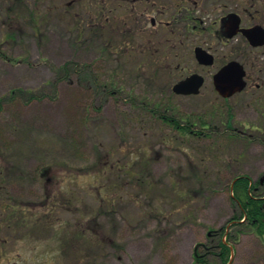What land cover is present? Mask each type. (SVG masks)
Returning <instances> with one entry per match:
<instances>
[{
	"label": "rangeland",
	"instance_id": "1",
	"mask_svg": "<svg viewBox=\"0 0 264 264\" xmlns=\"http://www.w3.org/2000/svg\"><path fill=\"white\" fill-rule=\"evenodd\" d=\"M155 1L143 13L115 0H0V51L11 57H0V194L33 206L9 227L0 199V264H193L208 227L234 214L233 177L264 175V91L225 99L212 80L245 39H212L222 9L210 0L190 4L196 23L174 0ZM197 45L214 47V66L199 64ZM245 55L251 65L264 48ZM67 63L78 70L66 74ZM192 72L206 76L201 92L173 91ZM154 111L191 116L200 134ZM235 246L230 264H264L254 233Z\"/></svg>",
	"mask_w": 264,
	"mask_h": 264
},
{
	"label": "trees",
	"instance_id": "2",
	"mask_svg": "<svg viewBox=\"0 0 264 264\" xmlns=\"http://www.w3.org/2000/svg\"><path fill=\"white\" fill-rule=\"evenodd\" d=\"M188 18L191 17L188 16ZM0 57L6 60L11 59L7 52L3 50L0 51ZM62 67L66 74H69L70 71L78 70V68L72 70L68 63ZM92 81L94 80L92 79ZM16 91L22 92L20 89ZM110 93L114 94L113 91H110ZM35 96L32 95L29 100L36 99L37 97ZM3 99H0V111L3 108ZM154 108L160 109V104H154ZM152 116L162 120L172 130L179 131L183 134L195 133L192 131V126L194 124L193 122L197 120H193L191 116L185 121L176 117L173 111L169 115L154 111ZM203 122L205 123L206 121ZM2 169H0V175L4 176ZM3 181H5L4 178ZM232 191V199L235 205L233 216L221 228L210 229L208 233L209 242L200 244L196 249L194 264H211L212 258L216 259L219 264H227L231 256V243L238 242L240 235L246 232V230H251L264 242V175L257 180H253L247 174H237L233 178ZM0 199L2 201V208L5 214H7V222L5 225L9 227L21 225L27 220L24 208H28V206H21L11 195L3 196L0 194ZM15 214H19L16 217V222L13 221ZM244 218L245 220L243 221Z\"/></svg>",
	"mask_w": 264,
	"mask_h": 264
},
{
	"label": "flooded vegetation",
	"instance_id": "3",
	"mask_svg": "<svg viewBox=\"0 0 264 264\" xmlns=\"http://www.w3.org/2000/svg\"><path fill=\"white\" fill-rule=\"evenodd\" d=\"M29 1V0H28ZM197 0H174L173 1V11L175 13H181V12H189L191 13V3H197ZM105 2V1H104ZM115 2L121 3L120 6H122L120 9L123 11H131V12H148V6L152 2H156L155 0H115ZM210 3L212 5H215L216 8H221L222 12L219 14L218 18L211 21V23L206 27V30L209 31V34L211 35L212 39L216 40L218 43L222 44L223 46H231L233 44V41L235 38L243 37L247 43V49H242L241 47L233 48L231 55H227L230 58H225L221 61L220 65L215 68V70L212 73V79L214 82V74L219 71L224 65L231 61H238L240 62L244 69H245V90L246 88L248 91H258L263 90L264 91V57L263 59H260V57H256V59L253 61V63L250 65L249 59L247 58L246 62V53L249 50H260L264 48V45L255 46L252 44L251 40L242 32L237 31L236 34H234L232 37L230 36V33H232L235 30H238V28H250L254 25H262L263 23L256 22V16H259L260 13H264V0H210ZM153 6H157L156 4H153ZM107 7L105 4H103L102 8L100 10L105 11L107 10ZM116 5L113 7H110V10H118ZM147 10V11H146ZM160 10L158 7L157 9L152 10L154 11ZM255 14H252L254 13ZM252 14V20L250 17H247L246 14ZM240 20V25H236V21ZM247 21V22H246ZM156 20L152 18V24H155ZM208 52L213 56V63L210 66H214L217 62V58L219 57L218 52L214 49V47H210L207 49ZM236 52V53H235ZM242 58V59H241ZM263 61V62H262ZM262 67L261 71L257 70V67ZM242 90V91H243ZM241 92V91H240ZM239 93V92H238ZM261 131V129H259ZM262 132V131H261ZM53 196V195H52ZM50 196V198L52 197ZM55 200V199H52ZM28 211H31L33 206L31 204L27 205ZM19 214L14 215V219L18 217ZM7 214L4 213V219H6ZM31 219H35L36 221H39L40 219H37L35 217L31 216ZM14 221V220H13ZM16 222V221H14ZM65 237V230L64 234L60 235L58 239H61L62 237ZM61 247H65V242H60Z\"/></svg>",
	"mask_w": 264,
	"mask_h": 264
},
{
	"label": "water",
	"instance_id": "4",
	"mask_svg": "<svg viewBox=\"0 0 264 264\" xmlns=\"http://www.w3.org/2000/svg\"><path fill=\"white\" fill-rule=\"evenodd\" d=\"M237 20L236 24H239ZM244 34L251 40L253 45L264 44V28L261 25H256L251 28L242 29ZM235 31L230 33L233 36ZM196 57L198 61L205 65L213 63V56L202 47H196ZM245 70L243 65L237 61H231L221 68L214 76L215 86L219 93L224 97H229L241 91L245 87ZM205 77L200 73H192L185 79H182L174 84L173 90L177 94H199L204 85Z\"/></svg>",
	"mask_w": 264,
	"mask_h": 264
}]
</instances>
